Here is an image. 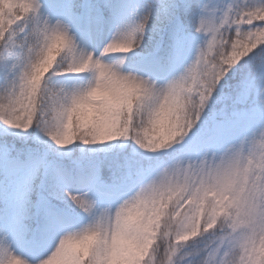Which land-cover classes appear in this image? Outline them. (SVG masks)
Masks as SVG:
<instances>
[{"label":"snow or ice","instance_id":"6c2138e0","mask_svg":"<svg viewBox=\"0 0 264 264\" xmlns=\"http://www.w3.org/2000/svg\"><path fill=\"white\" fill-rule=\"evenodd\" d=\"M0 264H264V0H0Z\"/></svg>","mask_w":264,"mask_h":264}]
</instances>
